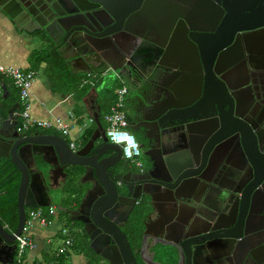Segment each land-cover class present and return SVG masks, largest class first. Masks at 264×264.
Masks as SVG:
<instances>
[{
    "label": "flooded vegetation",
    "instance_id": "af4514ba",
    "mask_svg": "<svg viewBox=\"0 0 264 264\" xmlns=\"http://www.w3.org/2000/svg\"><path fill=\"white\" fill-rule=\"evenodd\" d=\"M183 1L190 2V0ZM193 3L195 5L193 10L195 9L198 15H203L208 11L210 17L208 26L210 28H214L215 32L220 35L226 33L223 40L224 44H228L237 37L235 44L237 50L225 53L223 61L217 68L220 71L218 77L216 78L214 75L215 64L213 71L212 68L210 71L212 77L218 83H220L218 79L222 77L230 79L239 94L247 101H252V98H255V103H258V105L250 112L253 115L248 117L252 120L259 119L260 123L257 126V131L264 132V65L259 62L260 51L264 49V0H211L210 2L207 0H193ZM85 5L87 6L86 3ZM89 6L92 7V5ZM249 8L256 11V18H248L246 10ZM161 9H164V7H161ZM99 11V9H96V12ZM100 15L106 22H110V18L105 13L100 12ZM217 20L218 23H216ZM247 27L253 28L251 30L245 29ZM87 40L96 41L90 36L87 37ZM105 43L109 44V41L106 40ZM42 45L46 46L48 51L61 56L72 69L78 68L93 75L97 74L94 72L95 70L107 68L100 55H81L88 51L89 47L81 48L79 51L67 50L66 56L59 54L60 48L51 39ZM106 51L110 52L109 50ZM181 51L184 54H189L187 46H184ZM238 53L240 57H246L247 63H249L250 58L253 67L243 61L242 64H232V60L239 57ZM81 59H85V61ZM191 62V60L188 61L179 57L165 58L161 61L156 59L142 62V67L139 69L137 65L141 62L136 65L130 63V66H127L126 72L121 77L124 83L125 81L128 83V86H126L125 113L128 120V130L139 141L137 142L141 152V167L135 166L123 155H120L115 165L107 168L109 184L115 189L114 212L111 223L118 233L123 232L125 234L137 264H264V233L256 236L253 234L258 228L257 225H254V228L250 230L252 233L248 236L241 234L242 236L239 239L219 238L218 236L225 232L215 227V224L204 225L203 228H206L207 232L200 236H190L187 232L185 223L187 219L193 216L199 219L201 218L199 212H207L206 209L202 208V196L204 195L206 198L209 194L207 202L212 201L219 194L220 189L215 184L220 183L224 175H228V179L235 180V182L227 179L221 182L222 186L232 190H241L249 175L247 166L250 167V161L243 153L240 161L245 162L247 159V165L238 167L236 172H230L231 165H228L227 162L233 161L230 158L233 149L241 155L237 144L240 145L239 147H243V144H241L242 134L240 132L234 133L236 137V139L233 138L234 140L231 138L233 135L228 138H221L219 134L221 127H218L220 124L218 114L214 115L212 112H207L206 115L204 113L194 114L193 112L192 117L186 120L171 117L172 105L178 104L179 110L186 111L180 109L184 106L181 104L183 100L179 98L183 96L184 88L188 86L185 76L190 74ZM162 102L169 104L167 110H159ZM17 103L20 110L14 112L13 119H9V112L7 116H0L2 122L9 119L10 123L13 124L12 127L6 124L9 130L16 127L17 132L23 137L34 135L62 136L58 132L48 133L43 129L19 131L22 105L20 100L15 105ZM149 107L150 111L146 112ZM229 115L228 112H223L224 120ZM204 122H212V126L201 137L197 133V126L204 125ZM102 125L106 130L105 122ZM92 135L89 137L85 135L82 144L76 149L85 148ZM64 139L67 143H70L66 137ZM194 140L201 142L199 146L202 151L201 154L205 152L204 145L207 146L206 150L208 149L210 152H206L207 159L204 160L202 157L199 158L193 154L196 151L193 144ZM104 144L112 143L109 140L106 141V136L101 135L86 150L90 157L100 154L99 157H96L98 163L115 155L114 152L110 151L111 146H106L105 149L108 152H101L100 148ZM223 145H225L223 149L228 150L230 148L229 153L223 158L222 152L217 158L213 159L214 154L212 155V153ZM21 147L22 154L29 162L34 180L40 182L39 190L41 189L43 193L49 195L53 205L55 201L60 199L63 211L59 212L57 209L56 213L58 216L63 215L72 224L70 226H72L76 238L79 237L83 245L82 253L88 259V264L91 261L112 264L102 254L114 258L115 264H118L117 255L124 256L118 239L112 234H106V230L99 226L94 218L92 219V213L89 209L86 212V207L81 208L87 191L93 187V183L83 182L86 175L84 167L59 166L56 173L54 172L52 175L49 173L53 168L44 163L40 156H36L41 165V170L44 172L41 175L34 164L33 154H35V151L38 153L44 151L45 154L42 153V156L52 163H56L54 151L43 146L21 145L19 149ZM0 152L7 153V150L0 149ZM183 157L188 158L186 164H192L190 171H193V173L199 172L198 175L189 178L191 180L185 178L184 173L188 169L183 170L182 168L184 162L182 163L181 160ZM164 162L167 166L170 164L169 167L165 168ZM0 164L8 169L5 172V181H13L17 174L20 175L21 181V174L11 162V159L0 157ZM250 170L253 175L254 170L251 168ZM56 174H58V178H56ZM231 174L233 177H231ZM91 178L93 177L91 176ZM94 181H97L96 176ZM37 185L39 186V183ZM262 185L263 183L255 190L260 191L264 196V188L261 189ZM34 191L32 195L37 196L39 192ZM69 191L75 193L66 195ZM95 191L101 192V188L97 187ZM149 193L160 200L153 201ZM227 193L230 194V192ZM4 194L6 196L7 191H4ZM8 210L10 209L0 211V226L3 230V234L0 231V237L6 235L13 240L11 246L14 247L13 260L15 264L18 253V238L21 234L18 236L15 234L17 228L14 227L16 223L14 207L10 211ZM28 211L26 209V220ZM103 217H106V215L103 214ZM208 217L214 219L216 214L212 212L208 214ZM18 218L17 196V220ZM260 225L263 226L261 230L264 231V221H261ZM93 243L98 247L101 254H98L92 248ZM250 244H253L255 260L249 255ZM0 247H3L2 243Z\"/></svg>",
    "mask_w": 264,
    "mask_h": 264
},
{
    "label": "water",
    "instance_id": "95a60500",
    "mask_svg": "<svg viewBox=\"0 0 264 264\" xmlns=\"http://www.w3.org/2000/svg\"><path fill=\"white\" fill-rule=\"evenodd\" d=\"M207 1L210 2L211 0ZM89 5H92V7ZM161 7H164V9H161ZM193 8H195L193 0H190V2L183 0H0V14L5 16L15 29L34 38L41 45L46 44L47 40L51 39L60 48L59 54L61 55L67 56V50L79 51L84 47H89V50L81 54L82 56L87 54L100 55L107 68L95 70L94 72L97 74L113 71L121 78L130 63L136 65L141 62L137 65L139 69L142 67V62H149L150 60L157 59L161 61L165 58L176 57L191 60L190 74L185 76L188 86L184 88L185 92L179 98L183 100L181 104L184 106L180 109L186 111L179 110L178 104L172 105L171 117L186 120L192 117L193 112L194 114L204 113L206 115L207 112H212L214 115L218 114L219 118H217L220 120L218 127H221L219 133L221 138H228L233 135L231 138L236 139L234 133L240 132L242 134L241 144H243V147L241 148L237 144L241 155L233 149L230 156L233 161L227 162L228 165H231L230 172H236L238 167L247 165V159L250 161V167L247 166L249 175L241 190H232L222 186L221 182L229 178L228 175H224L221 182L215 184L220 189L219 194L212 201L207 202L209 194L206 198L204 195L202 196V208L206 209L207 212H199L201 217L199 219L194 216L189 217L185 222L187 232L190 236H200L207 232V229L203 228L204 225L215 224V227L225 232L219 235V238L239 239L242 235L248 236L252 233L250 230L254 228V225H257L258 228L253 234H255L254 236L260 235L264 233L261 230L263 226L260 225V222L264 221V196L255 189L262 183L261 189L264 188V132L257 131V126L260 123L259 119H250L253 115L250 112L258 103H255V98H252V101L244 99L230 79L222 77L218 79L220 83L214 80L210 71L211 68L213 71L214 64L216 65L214 75L217 78L220 74L217 68L223 61L225 53L237 50L235 48L237 37L228 44H224L223 40L226 33L220 35L215 32L214 28L208 26L210 23L208 11L203 15H198ZM96 9L100 11L96 12ZM246 11L249 19L257 17L255 15L256 11L250 8ZM100 12L105 13L110 18V22H106ZM216 23H218V20ZM252 28L247 27L245 29L251 30ZM89 36L96 41H88L87 37ZM106 40L109 41V44L105 43ZM184 46L189 49V54H184L181 51ZM179 47L181 50H179ZM238 56L232 60V64H242L243 61L253 67L250 58L249 63H247L246 57H240L239 53ZM81 60L85 61V59ZM259 62L264 65V49L260 51ZM160 65L164 66L161 63ZM3 91V97L7 99L10 95V87L5 84ZM168 106L167 102L165 104L162 102L159 110H167ZM19 110L20 106L17 103L10 109L9 119H13L14 112ZM148 111H150V107L146 112ZM223 112L230 114L225 120ZM100 116V113H95L94 118L97 129L87 146L81 150L71 148L70 143H67L64 136L34 135L23 137L17 132L16 127L9 130L6 124H9L10 127L13 126L9 119L3 122L0 119V149L7 150V153L0 152V157L11 159V162L21 174L18 194L19 218L15 234L18 236L23 231L26 221V209L53 206L49 195L43 193V190H39L40 182L34 180L29 162L21 152L22 147L19 149L21 145L43 146L54 151L56 163L45 159L42 156L45 154L44 151L43 154L35 151L33 161L39 170V174L43 175L44 172L41 170V165L36 156H40L44 163L53 168L49 173L52 175L54 172L56 173L59 166L84 167L86 175L83 182L93 183V187L87 191L81 208L86 207V212L89 209L92 213V219L94 218L97 224L106 230V234H112L118 239L124 255L123 257L117 255L118 264H137L125 234L123 232L118 233L111 223L114 212L115 189L109 184L106 170L108 167L114 166L120 155H123L122 148L113 143L104 144L100 148L101 152H108L105 148L111 146L110 151L114 152L115 155L100 163L96 159L100 154L90 157L88 151H86L93 144V141L101 135L106 136V141L109 140L100 121ZM211 126L212 122H204V125L197 126V133L202 137ZM193 144L196 148L193 154L199 158L202 157L204 160L207 159L206 152L210 153L208 149L206 150L207 146L204 145L205 152L201 154L202 151L199 147L201 142L194 140ZM224 147L225 145L217 148L212 153V155L214 154L213 159L217 158L222 152L223 158L229 153L230 148L227 150L223 149ZM243 153L247 158L245 162L240 161ZM187 159L182 158L181 161L184 162L182 168L183 170L188 169L184 175L187 178L186 180H191L189 178L198 175L199 172L193 173V171H190L192 164H186ZM164 165L166 168L170 164L167 166L164 162ZM250 168L254 170L253 175ZM94 174L97 177L96 182L94 181ZM56 176L58 178V174ZM231 177H233L232 174ZM228 180L235 182V180ZM259 181L261 182L257 184ZM97 187L101 188V192L95 191ZM33 191H38V195H32ZM227 192H230V194ZM149 194L152 196L153 201L160 200L153 194ZM57 209L59 212L63 211L61 205ZM212 212L216 214L214 219L208 217V214ZM103 214L106 217H103ZM0 231H3L1 226ZM1 243L3 247H0V263L14 264V247L11 246L13 240L9 236L1 235ZM92 248L98 254H101L95 243L92 244ZM249 252L250 257L255 260L253 244H250ZM102 256L115 264L114 258L112 259L106 254H102Z\"/></svg>",
    "mask_w": 264,
    "mask_h": 264
},
{
    "label": "crops",
    "instance_id": "0c3cea01",
    "mask_svg": "<svg viewBox=\"0 0 264 264\" xmlns=\"http://www.w3.org/2000/svg\"><path fill=\"white\" fill-rule=\"evenodd\" d=\"M40 46L41 44L39 42L19 32L5 16L0 14V65L16 66L24 70H33L34 66L32 67L30 63H32V57L38 51H41ZM42 46L43 48L45 47L44 49L47 51L46 46ZM34 59L35 63H38L40 60V58ZM39 67H43V74L40 80L34 83L31 90L32 114L34 117L43 120L59 118L67 122L70 126V134L67 139L70 143H75L77 148V140L73 134L74 126L78 127L79 131L82 129L84 130L83 139H85V135L89 130L94 129L95 132L97 129V125L94 126L95 122L91 123L88 120L92 116L94 117L96 112L101 114L100 105L102 101L100 100L98 92L100 75H91L89 72L82 71L78 68L71 69L74 75L92 77L94 80L93 83H95V86L91 88L89 93L83 99L79 100L73 91H66L67 86L61 85L59 80L51 77L48 70L49 66L46 62H43ZM4 84L6 83L3 82V85ZM121 85H125L122 80ZM40 115L43 117H39ZM55 216L57 215H47L49 220L53 221V225L49 227H37L38 231H34V237L38 243V248L31 252L29 256L30 261L48 259L49 252L52 250L50 247L52 243L49 242L47 238L51 235L58 238V233L63 227V223L55 221ZM88 263V259L84 257L82 252L74 253L71 258L64 262V264Z\"/></svg>",
    "mask_w": 264,
    "mask_h": 264
},
{
    "label": "built area",
    "instance_id": "2783aa9c",
    "mask_svg": "<svg viewBox=\"0 0 264 264\" xmlns=\"http://www.w3.org/2000/svg\"><path fill=\"white\" fill-rule=\"evenodd\" d=\"M37 72L35 70H24L16 66L0 65V94L3 93V82H9L16 88L18 97L22 105L20 114L21 123L19 131H32L35 129L53 130L64 137L70 134V126L62 119H39L32 114L31 90L35 83ZM127 87L123 86L118 90V99L105 116L107 123L106 134L109 141L122 148L125 159L131 161L135 166L141 167L140 146L135 137L128 130V120L125 113ZM88 121L95 122L92 116ZM71 148L76 149L75 143H70ZM29 209L28 218L25 221L23 231L18 238V253L16 264H62L63 259L67 260L74 255L72 250L76 235L73 233L72 226L65 225L59 231L58 240L60 244L55 250L49 252L48 259L30 261L31 252L38 248V243L34 237L37 227H49L53 225L47 215H57V207ZM57 239V238H56ZM51 242V240H49ZM52 243V242H51Z\"/></svg>",
    "mask_w": 264,
    "mask_h": 264
},
{
    "label": "trees",
    "instance_id": "16d2710c",
    "mask_svg": "<svg viewBox=\"0 0 264 264\" xmlns=\"http://www.w3.org/2000/svg\"><path fill=\"white\" fill-rule=\"evenodd\" d=\"M44 49L43 54L37 55L36 54L32 57V60L35 61L34 58H40L37 64H42L43 62H46L48 64V70L51 77H54L55 79L59 80V83L61 85L67 86L66 91L70 92L73 91L77 98L79 100L83 99L91 90L92 87L95 86V83H93V78H89L87 76H77L74 75L72 72V68H70L68 62L64 60L61 56H59L57 53L52 51H45ZM10 87V95L7 99L3 97V94H0V116L4 115L7 116L9 110L15 105V103L19 100L18 99V92L16 88H14L11 83L5 82ZM123 86L120 84L117 89L114 92L109 93V101L108 102H101V117L100 121L103 123L105 121V116L108 115L111 111V108L115 105L118 99V90L122 88ZM11 88H14L17 92V96L13 94V91ZM107 124V123H106ZM94 126L96 124L94 123ZM48 133L55 132L53 130L46 131ZM94 132V129L89 130L86 133V136H91ZM8 171L7 167H2L0 164V211L3 209H12L14 207L15 213H16V223L14 225L15 229L17 228L18 220H17V196H18V188H19V181H20V175L17 174L16 177H14L13 181L7 182L4 180L5 172ZM4 191H7V195L5 196ZM8 210V211H10ZM47 211V209H45ZM76 238L75 244L72 248L73 252L81 253L83 251V245L80 241V244L77 242ZM65 259H63L62 264H64ZM16 264V263H15Z\"/></svg>",
    "mask_w": 264,
    "mask_h": 264
},
{
    "label": "rangeland",
    "instance_id": "374dc122",
    "mask_svg": "<svg viewBox=\"0 0 264 264\" xmlns=\"http://www.w3.org/2000/svg\"><path fill=\"white\" fill-rule=\"evenodd\" d=\"M35 41H37V40H35ZM44 48L41 45L40 46V50L41 51H38L36 56L40 55V54H43L42 51H44L43 50ZM31 62H32V63H30L31 66L32 67L34 66L33 70H35L37 72L36 82H35V83H37L40 80V78H41V76L43 74V67H39L41 64L39 65V64L35 63L34 60H31ZM27 66H29V65H27ZM99 75H100V83H99V86H98V92H99V95H100V100L102 102H108L109 101V96H110L109 93L110 92H114L117 89V87L121 84V78H119L117 76V74L115 72H113V71H109V72L107 71L105 73L99 72ZM124 84H125L124 86H128V83L126 81H125ZM11 89L13 91V94L15 96H17L16 90L14 88H11ZM39 117H43V116L40 115ZM83 133H84L83 129L79 131L78 127H76V126L73 127V134L75 135L76 140H77L76 141L77 142L76 143L77 147L80 146V144L84 140L83 139ZM135 139L138 141V139L136 137H135ZM72 194H73V191H69V192L66 193V195H72ZM59 200L55 201V203H54V205L56 207L61 205V202ZM55 221H59L60 223H63V226L72 225V224H70V222L67 219L64 218L63 215L55 216ZM36 230H37V228L35 229V231ZM47 240H51L52 244H51L50 247L52 248V250H55L58 247V245L60 244L58 238L56 239L54 237V235L49 236V238H47ZM77 242L80 244V239H77ZM90 264H102V263H100V262L99 263H95V262L91 261Z\"/></svg>",
    "mask_w": 264,
    "mask_h": 264
},
{
    "label": "bare ground",
    "instance_id": "6f19581e",
    "mask_svg": "<svg viewBox=\"0 0 264 264\" xmlns=\"http://www.w3.org/2000/svg\"><path fill=\"white\" fill-rule=\"evenodd\" d=\"M5 85V84H4ZM4 85H3V87H4Z\"/></svg>",
    "mask_w": 264,
    "mask_h": 264
}]
</instances>
